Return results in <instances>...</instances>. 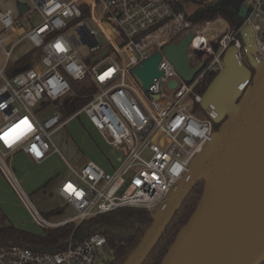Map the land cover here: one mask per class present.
Segmentation results:
<instances>
[{
  "label": "built area",
  "instance_id": "2783aa9c",
  "mask_svg": "<svg viewBox=\"0 0 264 264\" xmlns=\"http://www.w3.org/2000/svg\"><path fill=\"white\" fill-rule=\"evenodd\" d=\"M222 1L16 0L17 10L0 6V137L11 133V146L0 139V171L37 226L57 229L123 208L154 215L167 201L217 130L201 106L203 94L197 93V86L207 74L225 70L230 48L238 51L241 62L248 60V35L253 56L264 61V0H243L244 19L237 29L221 17L204 24L190 20L199 7ZM19 4L26 7L24 13ZM189 33L194 34L191 66L202 67L192 82L163 55L166 46ZM22 41L33 47L35 65L10 77L11 66L28 55L10 64ZM157 52L162 55V75L144 89L134 69ZM171 81L178 85L169 88ZM73 82L92 86L94 93L86 106L67 117V101L76 96ZM50 105L57 111L40 118ZM82 115L122 160L112 173L94 162L80 169L67 162L59 196L75 213L51 221L22 189L11 158L23 153L41 164L60 153L52 136ZM106 244L107 238L96 234L82 243L72 239L56 254L0 248V264H96Z\"/></svg>",
  "mask_w": 264,
  "mask_h": 264
},
{
  "label": "water",
  "instance_id": "95a60500",
  "mask_svg": "<svg viewBox=\"0 0 264 264\" xmlns=\"http://www.w3.org/2000/svg\"><path fill=\"white\" fill-rule=\"evenodd\" d=\"M26 7L19 4V12ZM249 34V30L245 32ZM189 33L170 44L163 55L179 75L192 82L201 66L193 68ZM246 55L253 72L230 48L225 70L203 94L201 106L218 125L212 140L191 163L166 202L153 215V222L139 245L123 264H144L172 223L195 186L204 190L197 210L179 232L162 264H262L264 262V61L253 56L251 35ZM216 49V43H213ZM108 53L103 51L99 57ZM160 53L153 54L134 75L149 89L161 77ZM171 81L169 88H175Z\"/></svg>",
  "mask_w": 264,
  "mask_h": 264
},
{
  "label": "trees",
  "instance_id": "16d2710c",
  "mask_svg": "<svg viewBox=\"0 0 264 264\" xmlns=\"http://www.w3.org/2000/svg\"><path fill=\"white\" fill-rule=\"evenodd\" d=\"M242 2L243 0H223L214 6L199 7L190 17V20L194 24H204L221 17L229 22L233 28H240L244 19ZM243 63L253 74L255 73L248 60L245 59ZM34 65V55L29 53L11 66L8 70V75L13 77L24 70L33 68ZM217 75V73L207 74L197 86V93L204 94ZM72 85L76 91V96L67 101V117L86 106L91 101L94 93L93 87L87 86L85 83L73 82ZM203 190V182L195 186L144 264H162L179 232L188 224L190 218L197 210ZM61 212V209H58L45 215L49 218L59 216ZM8 220L7 214L0 208V248L21 247L32 250L35 253L56 254L64 251L72 239L77 243H82L96 234H102L107 238L104 252L111 255V260L106 263L123 264L152 225L153 213L144 209L123 208L90 217L80 224H70L57 229H43L41 233L19 228L11 223L8 224Z\"/></svg>",
  "mask_w": 264,
  "mask_h": 264
},
{
  "label": "rangeland",
  "instance_id": "374dc122",
  "mask_svg": "<svg viewBox=\"0 0 264 264\" xmlns=\"http://www.w3.org/2000/svg\"><path fill=\"white\" fill-rule=\"evenodd\" d=\"M15 1L16 0H0V6L4 9L11 7L14 8V10H17ZM243 10V12H245V9ZM25 28L29 29L27 26ZM32 51L33 47L30 45V43L28 41H22L17 45L10 64L31 53ZM55 111H57V107H55V105H50L39 113V117L44 118L49 113ZM1 121L2 116H0V122ZM84 123L85 119L80 117L79 119L70 122L68 127L57 131L52 136V143L59 149L60 153L54 155L55 158L52 156L46 164L56 171L55 178L46 188L38 190L41 186L40 185L39 187L32 189L30 185L31 181L38 180V177L35 178V174L39 173V167H37L34 163H20L18 158L11 160V165L14 168V173L17 180L19 181L24 192L30 197L35 208L39 210L41 214L46 217L45 214L57 208L62 209V215L48 218L51 221H62L68 219L75 213L74 209L58 195L56 188L57 182L59 180V174L68 171L67 162L73 167L79 168L88 161H94L100 164V162L104 160L103 157L106 156L115 160L120 158V162L122 160L121 153L115 148H111L112 146L110 147L99 133L92 132L91 135L87 133L83 127ZM217 126L218 125H216V128ZM0 205L9 218L7 221L8 224L14 223L17 226L19 225V221L22 220V228L36 233H41L43 231V228L37 226L32 221L28 210L19 200L1 171ZM109 260H111V255L108 253L105 254L103 250L101 259L96 264H103Z\"/></svg>",
  "mask_w": 264,
  "mask_h": 264
},
{
  "label": "crops",
  "instance_id": "0c3cea01",
  "mask_svg": "<svg viewBox=\"0 0 264 264\" xmlns=\"http://www.w3.org/2000/svg\"><path fill=\"white\" fill-rule=\"evenodd\" d=\"M9 8H11V7H9ZM12 9H14V8H12ZM18 9H19V7H18ZM80 117H83L84 119H85V123H84V129L87 131V133H89L90 135L92 134V132H97V133H99L94 127H93V125L90 123V121H89V119L87 118V116H85V115H82V116H80ZM80 117H78V118H75V119H73V120H71V121H69L68 123H67V125H66V127H68V125H69V123L70 122H72V121H74V120H76V119H79ZM100 134V133H99ZM101 135V134H100ZM110 146V145H109ZM111 147V146H110ZM111 148H113V147H111ZM56 154H58V153H55V154H53V155H51L48 159H46L44 162H42L41 164H36V163H34L27 155H25V154H23V153H18V154H16V155H14L12 158H11V160L12 159H14V158H18L19 159V161H20V163H22V162H26V163H34L37 167H39L40 168V171H39V173H37V174H35V178H37L38 177V180H34V181H31L30 182V185H31V187H32V189H35V188H37V187H39L40 185V188L38 189V190H40V189H44V188H46L48 185H49V183L55 178V176H56V171H54L53 170V168L52 167H50V166H48V165H46L47 164V162L50 160V158L53 156V158H55V156L54 155H56ZM104 158V160L102 161V162H100V164H98V163H96V162H94V161H88V162H94V163H96V164H98L100 167H102L103 169H105L106 171H108V172H110V173H112V172H114V170L120 165V158H117V160H115V159H112L111 157H108V156H106V157H103ZM88 162H86V163H88ZM86 163H84L82 166H80L79 168H77V169H80L81 167H83ZM67 172H63V173H61V174H59V180H58V182H57V191H58V195H59V187H60V183H61V180H62V178L65 176V174H66ZM47 181V182H46ZM0 208H2V206L0 205ZM3 209V208H2ZM60 210V208H57V209H55V210ZM4 210V209H3ZM61 211H62V209H61ZM50 213V212H49ZM48 214V213H47ZM63 214V211L61 212V215ZM60 216V215H59ZM24 223V222H23ZM14 224V223H13ZM15 225V224H14ZM21 225H23L22 224V220L21 221H19V225H17V227H19V228H22L21 227ZM16 226V225H15ZM22 229H24V228H22Z\"/></svg>",
  "mask_w": 264,
  "mask_h": 264
},
{
  "label": "snow or ice",
  "instance_id": "6c2138e0",
  "mask_svg": "<svg viewBox=\"0 0 264 264\" xmlns=\"http://www.w3.org/2000/svg\"><path fill=\"white\" fill-rule=\"evenodd\" d=\"M57 47L59 48L60 46L57 45ZM25 123H27V122H25ZM10 135H11V133H7L4 136L0 137V139H3L5 144H7L8 146H11V140H9V138H8Z\"/></svg>",
  "mask_w": 264,
  "mask_h": 264
}]
</instances>
